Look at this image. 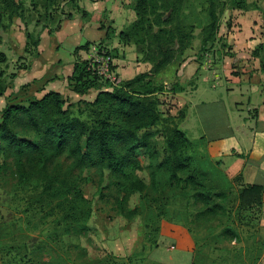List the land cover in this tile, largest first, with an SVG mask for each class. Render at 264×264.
I'll use <instances>...</instances> for the list:
<instances>
[{"label": "rangeland", "instance_id": "374dc122", "mask_svg": "<svg viewBox=\"0 0 264 264\" xmlns=\"http://www.w3.org/2000/svg\"><path fill=\"white\" fill-rule=\"evenodd\" d=\"M13 1L21 5L18 9L20 17L8 16L0 0V52L5 56L0 67L6 87L0 96V110L6 104H26L29 99L39 98L41 84L56 76L47 64L48 70L40 77L13 85L16 72L29 68L38 55L29 43L24 51L25 30L33 36L42 31L58 32L57 48L50 39L44 56L59 55L68 64L76 56L78 60L88 58L87 49L74 55V44H103L112 59L115 81L111 84L98 76L100 80L96 86L100 89L110 90L134 76L119 75L115 70L116 60L128 54L119 52V47L129 48L135 54V60L144 62L141 53H145L148 36L143 43H134L132 40L136 36L132 40L118 37V32L135 18L134 0ZM245 1L248 4L246 10L233 8L225 1L215 38L202 49L200 29L207 22L206 0L181 1L175 16L191 31L189 45L179 54L173 52L165 66V74L163 71L160 76H153L155 82H167L155 94L161 121L138 132L139 135H150L149 146L137 150L135 163L125 168V176H117L104 167L74 168L66 152L54 159L59 177L69 169L71 179L78 181L81 201L78 197L71 198L80 208L72 219L66 215L68 208L61 210L54 201L43 200L38 189L23 190L18 185L12 156L4 143H0V264H168L162 261L164 256L169 260H177L180 256L175 242L182 239L181 235L189 243L188 251L181 254V261L184 256L186 264L257 262L264 240L257 226L255 208L237 207L238 182L223 177L211 161H208L211 164L206 163L198 153V141L194 140L199 135L202 119L213 110L192 106L184 118L186 106L181 100L185 97L192 101H211L225 91L228 83L246 96L251 95L249 91L246 93L250 85L264 86V45L257 47L264 39V0ZM158 12L163 17L168 14L161 8ZM102 29L105 34L98 37ZM78 34L80 36L76 37ZM59 63L64 70L65 63ZM186 64L193 66V73L183 76L184 81L180 83L178 74H184ZM37 67L32 71L38 72ZM68 75L65 82H57L56 87L63 99V107L69 118L88 121L90 109L87 104L94 99L97 89L75 92L67 80ZM196 86L197 91L191 97L183 93ZM239 100L244 102L242 97ZM223 119L221 112L215 115V122ZM171 126L182 130L189 140L190 145L185 151L196 158L194 165L204 173L206 186L212 192L223 193L212 197V213L198 216L197 212L204 206L191 196L188 186L169 183L164 171L156 166L168 155L164 139ZM9 127L26 140H36L34 132L19 114L12 118ZM127 179L141 181V190H132ZM86 210V229L79 230L75 220Z\"/></svg>", "mask_w": 264, "mask_h": 264}, {"label": "trees", "instance_id": "16d2710c", "mask_svg": "<svg viewBox=\"0 0 264 264\" xmlns=\"http://www.w3.org/2000/svg\"><path fill=\"white\" fill-rule=\"evenodd\" d=\"M2 1L8 16L20 17L19 3L13 0ZM181 1L134 0L132 9L135 18L118 32V37L123 40H132V37L136 36L133 42L143 43L146 36L150 38L145 46V53H141L142 61L150 64L148 71L137 73L110 90L100 89L96 86L100 78L87 69L85 60L75 57L67 77L70 87L78 93L97 89L94 99L87 104L90 109L88 121L76 117L69 118L66 108L63 107V99L56 91H46L39 98L29 99L26 104H6L0 110V143H4L12 156L16 180L23 190L38 189L43 200L48 203L54 201L61 210L68 208L69 214L66 215L72 219V216L79 213L80 208L73 200V197H78L81 201L78 181L76 178L71 179L69 169L58 176L57 164H54L56 157L66 152L74 168L104 167L117 176H125V168L135 163L137 150L142 147L147 149L149 146L150 135H139L138 132L161 121L155 94L163 89V83L155 82L153 76L170 62L174 51L179 54L189 45L191 31L175 16ZM225 1H229L228 4L236 9L246 10L248 7L245 0H206L207 22L200 29L201 49L214 40L219 14L226 4ZM159 8L167 10V16L163 17V14L158 12ZM152 27H155L154 31ZM23 35L24 51L29 43L35 49L36 55L39 35L33 36L26 30ZM88 45L84 42L75 46L72 53L75 55L77 51L87 49ZM263 45L264 39L257 47ZM4 58V54L0 52V63ZM2 73L0 67V96L6 88ZM16 114H19L26 126L34 132V142L18 136L9 127ZM164 143L168 155L156 165L157 168L164 171L169 183L188 186L192 191L191 196L204 206L197 212L198 216L212 213V197H219L223 193L212 192L206 186L204 173L194 165L196 158L185 151L190 142L184 132L171 126L165 134ZM206 163L211 164L207 160ZM213 166L216 167L215 164ZM219 173L227 178L220 171ZM152 175L154 178L155 173ZM238 178L239 176H235L230 181H236ZM130 186L132 190H141V181L133 179ZM261 191V184H239L236 187L237 207L255 208L258 219ZM73 210H76V213ZM87 217L88 210L80 213L79 218L75 220L79 230L86 229L84 223Z\"/></svg>", "mask_w": 264, "mask_h": 264}, {"label": "crops", "instance_id": "0c3cea01", "mask_svg": "<svg viewBox=\"0 0 264 264\" xmlns=\"http://www.w3.org/2000/svg\"><path fill=\"white\" fill-rule=\"evenodd\" d=\"M87 28L88 27H85V29ZM117 30L119 29L117 28ZM58 34V32L51 34L45 31L39 33V42L37 45L38 55L31 61L29 68L16 72L13 85L16 86L27 83L32 78L40 77L48 70L47 67L49 65V67L53 68L55 71L52 75L59 76L60 78L55 79L56 76H54V80L43 82L39 87L38 94L42 95L46 91H58L56 88L57 82L62 83L63 80L65 82V77L71 72L72 64L71 62L68 64L67 60L64 61L59 55H55L53 58H46L44 56V50L47 49L50 39L54 40V47L57 48ZM103 34H105L104 29L99 30V34L97 35L101 37ZM78 36H80V34L76 35V37ZM63 38H65V36ZM78 45L80 44H74L73 48ZM118 49L119 52H128L127 55H123V58L121 57L116 60L117 66L115 70L118 71L119 75L132 76L140 72L148 71L150 64L135 60V54L131 52L129 48L124 46L123 49L120 47ZM131 58L133 60H131ZM59 61L65 63L64 70L60 66ZM190 64H186L183 75L178 74L181 76V78L178 79L180 83L183 80V76L186 77L193 73V66ZM36 66H38V72H33L32 70ZM182 66H184V64ZM165 69L166 67L155 76L158 74L160 76L163 71V74H165ZM63 71H65L64 75ZM162 83L166 85L167 82L162 80ZM250 87L251 88L246 92L248 93L249 91L251 94L248 96L243 94V92L241 94L237 89L238 87H234L232 83H228L225 91L211 101H192L190 98L186 99L185 97H181V100L182 104L185 103L186 106L184 118L192 106H194L195 109L197 107H203L213 110L212 114L203 118L202 121L197 115V119H199L202 124L199 135L194 140L198 141L197 150L200 156H203L205 160L215 164L216 168L228 179L239 176L236 180L238 184L262 185L257 226L264 240V86H259L257 88L250 85ZM196 91L197 86L183 93H187V95L191 97L192 93ZM241 97L244 102L239 100ZM219 112L223 114L224 119L221 122H215V115ZM181 238V240L175 242L176 250L180 252L179 258L177 260H169L164 256L162 259L163 262L168 264H186L183 260L184 256H182L181 261V254L188 251L189 243L184 236L181 235ZM255 264H264V248Z\"/></svg>", "mask_w": 264, "mask_h": 264}, {"label": "built area", "instance_id": "2783aa9c", "mask_svg": "<svg viewBox=\"0 0 264 264\" xmlns=\"http://www.w3.org/2000/svg\"><path fill=\"white\" fill-rule=\"evenodd\" d=\"M87 69L97 76L113 83L115 75L111 70L112 59L107 53L104 45L99 43H90L87 47Z\"/></svg>", "mask_w": 264, "mask_h": 264}]
</instances>
